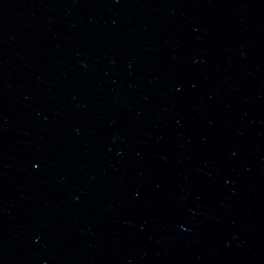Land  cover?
Wrapping results in <instances>:
<instances>
[{"label": "water", "instance_id": "obj_1", "mask_svg": "<svg viewBox=\"0 0 264 264\" xmlns=\"http://www.w3.org/2000/svg\"><path fill=\"white\" fill-rule=\"evenodd\" d=\"M0 264H264V0H0Z\"/></svg>", "mask_w": 264, "mask_h": 264}]
</instances>
